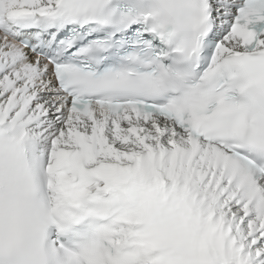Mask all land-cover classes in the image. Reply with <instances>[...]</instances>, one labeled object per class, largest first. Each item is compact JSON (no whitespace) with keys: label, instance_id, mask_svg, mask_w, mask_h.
Returning a JSON list of instances; mask_svg holds the SVG:
<instances>
[{"label":"snow or ice","instance_id":"1","mask_svg":"<svg viewBox=\"0 0 264 264\" xmlns=\"http://www.w3.org/2000/svg\"><path fill=\"white\" fill-rule=\"evenodd\" d=\"M0 264H264V0H0Z\"/></svg>","mask_w":264,"mask_h":264}]
</instances>
